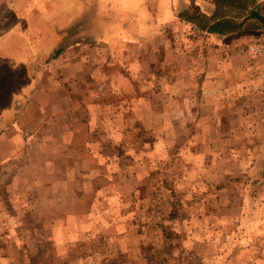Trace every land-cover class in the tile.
Returning <instances> with one entry per match:
<instances>
[{
    "label": "rangeland",
    "instance_id": "rangeland-1",
    "mask_svg": "<svg viewBox=\"0 0 264 264\" xmlns=\"http://www.w3.org/2000/svg\"><path fill=\"white\" fill-rule=\"evenodd\" d=\"M185 11L200 15V6ZM249 29L241 54L262 68L250 47L264 26ZM252 75L264 79V69ZM196 90L181 95L186 125L176 131L158 126L170 95H147L153 122L132 97L87 99L93 131L76 149V195L28 197L22 243L0 244V258L13 257L0 264H264V93L207 106Z\"/></svg>",
    "mask_w": 264,
    "mask_h": 264
},
{
    "label": "crops",
    "instance_id": "crops-1",
    "mask_svg": "<svg viewBox=\"0 0 264 264\" xmlns=\"http://www.w3.org/2000/svg\"><path fill=\"white\" fill-rule=\"evenodd\" d=\"M193 5L210 22L215 0H0V244L22 243L31 195L40 204L76 195V149L93 131L87 99L132 97L138 117L153 122L147 95H170L171 115L158 126L176 131L192 86L207 106L218 95L264 93L252 75L264 65L241 54L259 20L239 33L210 32L180 16Z\"/></svg>",
    "mask_w": 264,
    "mask_h": 264
},
{
    "label": "trees",
    "instance_id": "trees-1",
    "mask_svg": "<svg viewBox=\"0 0 264 264\" xmlns=\"http://www.w3.org/2000/svg\"><path fill=\"white\" fill-rule=\"evenodd\" d=\"M216 10L208 19L197 14L185 11L180 14L182 18L194 22L200 28H208L210 32L220 34H233L243 31L244 26L251 20L256 19L264 26V15L259 11L255 0H215Z\"/></svg>",
    "mask_w": 264,
    "mask_h": 264
},
{
    "label": "built area",
    "instance_id": "built-area-1",
    "mask_svg": "<svg viewBox=\"0 0 264 264\" xmlns=\"http://www.w3.org/2000/svg\"><path fill=\"white\" fill-rule=\"evenodd\" d=\"M250 52L258 58L264 57V36L259 43L250 47Z\"/></svg>",
    "mask_w": 264,
    "mask_h": 264
}]
</instances>
